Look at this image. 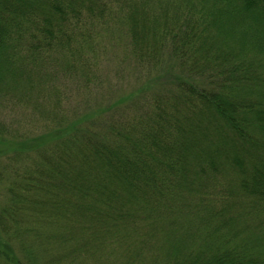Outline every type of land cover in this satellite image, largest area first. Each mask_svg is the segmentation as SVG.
I'll use <instances>...</instances> for the list:
<instances>
[{"label": "trees", "instance_id": "1", "mask_svg": "<svg viewBox=\"0 0 264 264\" xmlns=\"http://www.w3.org/2000/svg\"><path fill=\"white\" fill-rule=\"evenodd\" d=\"M5 110L0 264H264V0H0Z\"/></svg>", "mask_w": 264, "mask_h": 264}, {"label": "rangeland", "instance_id": "2", "mask_svg": "<svg viewBox=\"0 0 264 264\" xmlns=\"http://www.w3.org/2000/svg\"><path fill=\"white\" fill-rule=\"evenodd\" d=\"M111 43H107L105 47V52L101 55L103 59H106L104 62L101 63L100 67H103L106 70L107 76L109 77V80L114 83L118 84L113 85V88L109 90L108 93L110 98H113V96L119 97L123 94H126L127 92L132 90L134 88L133 85V78L132 72L133 68L131 66V59L130 61L125 57H129V55L124 54L121 47L115 48L114 46L110 45ZM117 55V57H115ZM129 63V65H127ZM122 74V75H121ZM128 79L126 82L123 79V77ZM133 85V86H132ZM115 94V95H114ZM9 108V107H8ZM9 113L7 110H5L3 113H1L0 118L5 120V116ZM11 118L17 121H21L22 118V111H17L16 113H10ZM13 115V116H12ZM10 117V115H9ZM6 123H9V118L6 119ZM37 133V131H35ZM9 146L6 143L0 142V168L6 169L7 167V159H5V156H2L4 153H8ZM5 202L4 199V184H0V204Z\"/></svg>", "mask_w": 264, "mask_h": 264}]
</instances>
